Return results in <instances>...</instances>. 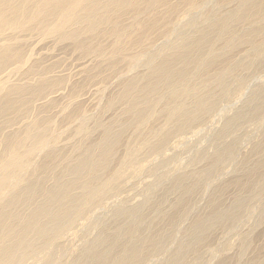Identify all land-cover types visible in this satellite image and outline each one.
Instances as JSON below:
<instances>
[{"label":"rangeland","instance_id":"1","mask_svg":"<svg viewBox=\"0 0 264 264\" xmlns=\"http://www.w3.org/2000/svg\"><path fill=\"white\" fill-rule=\"evenodd\" d=\"M43 1L6 0L0 6V166L14 154L28 162L18 170V185L0 188L1 217L8 212L0 220V248L7 227L28 224L49 192L74 177L68 166L93 154L102 166L95 178L82 175L63 199L69 204L75 198L74 221L60 226L49 243L33 228L36 245L25 264H73L101 236L108 242L118 236L112 255L122 256L131 240L143 246L138 258L124 264H172L182 251L173 264H264L261 9L248 8L246 18L231 20V31L215 46H201L211 66L191 61V96L173 99V87L163 81L145 101L135 99L136 89L120 96L129 81L147 85L149 55L158 50L159 62L180 49L178 54L196 58L199 49L192 42L203 33L214 38L211 21L231 16L242 0H142L135 8L114 10L93 30L87 20L58 24L55 0ZM116 23L127 29L125 36L116 35ZM72 31L80 33L74 37ZM183 35L190 41L181 50L175 44ZM221 72L226 92L218 81ZM134 100L142 117L129 111ZM199 101L206 107L190 118H168L169 109L192 110ZM39 133L46 135L45 144L37 143ZM105 137L113 151L103 163L99 143ZM89 180L103 188L84 198L83 183ZM237 201L241 206L232 221L208 219L218 209L232 216ZM134 209L138 223L119 212ZM197 221L206 222L204 237L193 232Z\"/></svg>","mask_w":264,"mask_h":264},{"label":"bare ground","instance_id":"2","mask_svg":"<svg viewBox=\"0 0 264 264\" xmlns=\"http://www.w3.org/2000/svg\"><path fill=\"white\" fill-rule=\"evenodd\" d=\"M4 1L6 0H0V6L4 4ZM51 1L52 0H44L42 5L44 4L46 5L50 3ZM141 1L142 0H71V1L70 0L69 1L68 0H61V1L57 0L56 2L55 0L53 2L55 7L52 9L54 10V12H58V14H56L59 17V19L58 18L57 19L60 21V23L58 24L64 25V24H67V22L71 20L73 21L87 20L89 24L86 26L87 29L93 30V28H96L99 26L100 22L108 21L109 18H111V14L114 10L120 11L121 9H124V8H125L124 10H126L130 6L135 8L137 3L141 5ZM203 2H205V0ZM149 4H152V0L149 1ZM197 6L198 5H192L191 6L192 10L196 8ZM251 7L256 10L261 9V11L258 14H262V16H264V0H242L240 9L237 10L235 13H233L231 16H226L224 18H217L218 20L216 19L215 21H211L212 23L211 26L217 33L214 36L215 39L207 38V33H203L200 38H197L198 40L196 39L197 40L196 42H192L194 47L199 49L198 50L199 55L196 58H193L190 53L178 54L181 52L179 49L178 52L174 54L171 52L173 55H170V56H166L167 53H165V57L162 56V58L158 62L156 60L159 56H161V54L159 53L156 54L158 50H156L157 51L156 53H151L146 61L147 66L149 67V73L147 74V80H148L147 85L139 87L136 84L135 80L129 81L126 85L125 92L122 93L120 97L126 98L133 91V89L134 90L136 89L138 92L137 94H139V97L135 99L136 100L143 99L145 101H148L150 92L159 90L161 82L163 81L166 82V84L169 87H173L171 90V95L169 94L170 96L173 97V99L181 100L183 97L191 96L195 92L193 90V87H191L188 84V76L191 73V70H190V67L192 65L191 61H193L195 65L199 68L200 66H203V65L207 67L211 66L210 62H208L206 59L202 57L203 52L201 51L202 50L201 46L203 44L204 46L207 45L209 48L210 47L212 48L213 46H215V41L220 36L225 35V33H229L231 31L229 27L231 20L235 18L245 19L246 10ZM41 9H44V8L41 6L40 10ZM52 13L53 12L49 11L48 15ZM54 14L55 13H53V15ZM45 15L46 14H44V16ZM207 17L209 18L210 16L208 15ZM204 22H206V20ZM194 23L195 21L192 20L191 22H189V26H192ZM116 26H117L116 27L117 29L115 30V33L118 37L120 36L122 37V35L126 34L127 29L119 28L118 23H116ZM72 33L74 32L72 31ZM79 33L80 31L75 32L73 34L74 37H77ZM189 41H190L189 37H186V35H183L181 42L175 45L181 48V50H183L184 45H187ZM259 52L260 50L258 49L256 53L259 54ZM177 63H181V65L177 67L178 66ZM218 81L221 87L223 88V91L226 92V90L228 89V81L226 80V76L224 75V72L220 73V75L218 76ZM182 83H185L186 85L182 89H178L177 86ZM136 100L133 101L134 103L131 105L129 111L135 112L139 117H142L144 115V112L137 110L136 106L138 102ZM205 107L206 105L202 103V101L197 102L196 105H194V107L192 108V110L187 109V107L177 105L169 109L168 118L172 120V119H177V118L189 117L195 112L198 113V111H202V109H204ZM107 133H108L107 136L111 138V134L109 133V131ZM34 137L37 138V143L45 144L46 142L45 134L39 133L38 136H34ZM99 146H102L101 148L102 152L100 153L101 154L100 159L102 160L103 163H106V160L112 154L113 146L111 143H109L107 137L102 138L101 142L99 143ZM90 151H92V149H90ZM221 157L223 156L220 153L217 159H221ZM27 163L28 162H23V159H21V157L16 154H14L12 158L4 161L0 166V188L2 185H6L10 182H13L15 185H18L20 182L18 170L22 169ZM100 167L102 166H100V164L97 163L96 159H94L93 154L88 155L87 157L79 160L77 163L73 165H69L67 170L74 177L71 180H69L66 184H61L59 182L57 184L56 189L49 192L48 199H47L48 201L44 202L43 204H40L39 208L37 207L38 209L33 213V219L28 224L24 223V224H19L18 226H14V224L9 225L7 228H10V229H8L6 232H3L1 236L2 245L0 248V264H14V263L15 264H25L24 257L28 253H32L36 245V242L33 240L34 237L31 236L30 234V231L34 230L33 228L36 229L34 231H36V234L39 237L45 238L46 242L49 243L55 236L59 235L61 228L64 224H66L67 226L72 224V222L74 221L73 219L74 216L73 215L71 216L70 214L72 213L71 212L72 206L75 204L76 200L75 198H72L69 204H66L63 202V199L67 196V189L68 187H71L77 184L79 182L78 179L82 175L89 174L90 177L93 176V179H94L95 178L94 176L100 170ZM260 167H261L260 164L257 162L255 165V172ZM92 180L85 181L83 183L85 186V191L82 197L84 198L89 197L90 195H93L94 193H96L97 191L103 188V187H93L91 183ZM32 199L33 197L31 199H26L25 202L31 201ZM21 200H22L21 198L18 199V202H20ZM12 201H11V204H12ZM212 204L216 205V202L213 201ZM239 206H241V204H239V201H237L234 207L235 212L232 216H230L229 210L223 211V210L218 209L212 212V214L209 215L208 219L214 220V221L230 219V221H232L236 216ZM137 211L138 209L128 210L126 212H122L119 210L120 215H128V217L130 218L132 217L133 220H136L138 223V220L136 218ZM5 213H8V212H5ZM5 213L2 217H1L2 214L0 215V220L4 219L7 216ZM205 224L206 222L204 221H197L193 224L192 228H193V232L196 235V237H199V236L204 237V231L206 228ZM117 241H118V236L115 238L113 237V239L110 242H108L104 236H101V238H97L96 241H93V243L89 244L85 248L83 254H81L79 259L75 261L73 264H124L129 259L131 260V259H135L136 257L138 258L137 255H139L138 253H140L143 246L139 244L137 241L132 242V240L128 243L126 242L127 244H124L122 246V250H123L122 256L112 255L113 252H111V248L113 245H116ZM98 243H101L102 246H100V244L98 245ZM27 247L29 248V250L23 251L21 253V256L17 258V253ZM183 252L184 251H182V253ZM182 253L179 252L178 253L179 256L177 255L176 257L172 256L173 260L171 259L170 263L172 264L175 263L177 259L180 257V255H182ZM82 258L84 259L83 263H81ZM259 264H263V263L261 262Z\"/></svg>","mask_w":264,"mask_h":264}]
</instances>
